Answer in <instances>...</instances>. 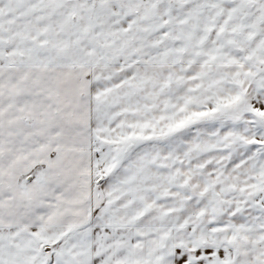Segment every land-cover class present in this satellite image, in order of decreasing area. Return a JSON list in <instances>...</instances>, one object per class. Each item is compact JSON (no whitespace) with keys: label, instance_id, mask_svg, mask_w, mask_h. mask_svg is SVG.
Segmentation results:
<instances>
[{"label":"snow or ice","instance_id":"obj_1","mask_svg":"<svg viewBox=\"0 0 264 264\" xmlns=\"http://www.w3.org/2000/svg\"><path fill=\"white\" fill-rule=\"evenodd\" d=\"M0 264H264V0H0Z\"/></svg>","mask_w":264,"mask_h":264}]
</instances>
